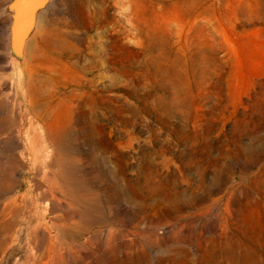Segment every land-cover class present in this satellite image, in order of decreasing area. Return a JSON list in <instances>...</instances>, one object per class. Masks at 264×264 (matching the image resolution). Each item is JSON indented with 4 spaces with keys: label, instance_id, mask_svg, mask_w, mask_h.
I'll use <instances>...</instances> for the list:
<instances>
[{
    "label": "rangeland",
    "instance_id": "obj_1",
    "mask_svg": "<svg viewBox=\"0 0 264 264\" xmlns=\"http://www.w3.org/2000/svg\"><path fill=\"white\" fill-rule=\"evenodd\" d=\"M9 1L0 264H264V0Z\"/></svg>",
    "mask_w": 264,
    "mask_h": 264
},
{
    "label": "water",
    "instance_id": "obj_2",
    "mask_svg": "<svg viewBox=\"0 0 264 264\" xmlns=\"http://www.w3.org/2000/svg\"><path fill=\"white\" fill-rule=\"evenodd\" d=\"M52 0H10L6 10L8 25V65L22 73L26 65L27 47L37 31L39 13L50 6Z\"/></svg>",
    "mask_w": 264,
    "mask_h": 264
},
{
    "label": "clouds",
    "instance_id": "obj_3",
    "mask_svg": "<svg viewBox=\"0 0 264 264\" xmlns=\"http://www.w3.org/2000/svg\"><path fill=\"white\" fill-rule=\"evenodd\" d=\"M125 11H127V9Z\"/></svg>",
    "mask_w": 264,
    "mask_h": 264
}]
</instances>
